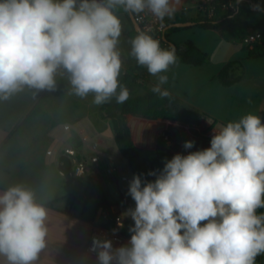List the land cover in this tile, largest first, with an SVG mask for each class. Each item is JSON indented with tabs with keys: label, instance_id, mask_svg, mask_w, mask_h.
Returning <instances> with one entry per match:
<instances>
[{
	"label": "clouds",
	"instance_id": "1",
	"mask_svg": "<svg viewBox=\"0 0 264 264\" xmlns=\"http://www.w3.org/2000/svg\"><path fill=\"white\" fill-rule=\"evenodd\" d=\"M120 10L138 18L148 12L162 26L175 13L171 0H0V102L25 90L33 98L57 91L67 75L69 95L92 94L97 106L113 98L125 103L130 92L119 80ZM130 45L129 55L157 79L151 91L170 98L163 85L170 67L179 64L175 46L162 47L151 30L139 31ZM148 175L155 179L136 174L129 182L127 195L135 207L126 213L134 221L127 244L113 248L110 240L93 239L98 264H256L264 255L260 115L248 113L214 128L210 147L177 153ZM52 199L46 183L0 190L5 264H38L48 247Z\"/></svg>",
	"mask_w": 264,
	"mask_h": 264
},
{
	"label": "crops",
	"instance_id": "2",
	"mask_svg": "<svg viewBox=\"0 0 264 264\" xmlns=\"http://www.w3.org/2000/svg\"><path fill=\"white\" fill-rule=\"evenodd\" d=\"M177 1L171 0L175 13L170 21H175L178 16L188 19L200 17L197 14L192 15L191 6L185 7ZM189 2L195 8L197 0H189ZM117 15L123 25L118 45L123 61L127 58L128 50L131 49L132 25L122 11H118ZM171 41L174 42L172 39ZM130 67L132 66L125 67L123 61L122 76L119 78L123 77L126 69ZM197 68H192L195 70H191L190 74L191 77L196 78L197 85L202 86L207 82L217 81L223 88H231H226L219 82L218 74L215 77L206 78L205 74L198 72ZM152 77L148 83L154 86ZM243 79L244 76L241 82ZM148 83L139 81L131 84L144 87L143 95L139 96H145L152 89L147 86ZM130 85L128 89L132 95L133 87ZM215 88L219 89L218 86ZM68 90L70 85L65 75L63 79H60L57 91H43L37 98H33L31 92L25 90L9 101L0 102V190L17 183L39 189L42 183H46L47 190L53 194L50 203L56 202L53 208L47 206L49 208L48 247L41 254L38 264H98L97 255L87 252L89 238L96 224L97 211L92 213L90 207L85 206L88 195L95 194V187L105 194L113 213L125 220L121 237L114 236L113 224L103 222V225L106 224L105 226L114 234L111 239L113 248H118L120 243L128 242L131 235L129 228L134 225V221L126 213L129 208L135 207V202L127 195L129 185L121 181L117 174L110 176L108 182L100 177L99 172L88 174L87 180L72 193H69L63 182L64 175L58 169L59 160L64 156L66 148L73 149L67 143L72 130L82 140V148L77 153L80 161L88 164L91 162V166L103 164L109 168L117 165L119 157H123L115 143L113 121L104 118L102 111L96 116H92L88 110L85 113L83 99L67 94ZM169 92L175 95L181 104L185 103L174 91ZM263 93L257 98L260 105L259 115L262 118H264ZM186 106L205 113L208 118H204L196 125H184L171 120H149L133 115L128 116L127 124L131 129L142 167H147L156 159L158 146L163 142L162 136L165 132L170 136L171 142L169 144L164 142V145L173 154L187 155L189 152L210 147L214 128L218 130L222 126H218L210 119L208 114H211V111L208 109V104L191 101V104ZM66 118H69L72 123H60ZM65 126H70V129L65 130ZM186 141L195 142L192 149H184L183 144ZM95 144L97 147H94ZM48 151H52L53 154L49 155ZM58 152L61 154L56 157ZM124 175L129 174L124 173ZM112 183L116 186L115 190L111 188ZM107 194H119V196L114 198L108 197ZM38 195H40L39 192ZM0 264H5L2 257H0Z\"/></svg>",
	"mask_w": 264,
	"mask_h": 264
},
{
	"label": "rangeland",
	"instance_id": "3",
	"mask_svg": "<svg viewBox=\"0 0 264 264\" xmlns=\"http://www.w3.org/2000/svg\"><path fill=\"white\" fill-rule=\"evenodd\" d=\"M177 3L184 5L185 7L191 6L192 15H199L198 11L190 4L189 0H178ZM122 11V10H120ZM127 21V19H125ZM122 23V21H121ZM229 24L236 26L243 31V39H227L221 38L220 34L213 31H204L198 28H191L171 36V39L175 44L181 46L185 43L191 42L204 53L209 56V61L206 65L198 67V72L205 74L206 78L210 76L215 77L226 65L232 62H242L244 66V79L239 85H234L229 89L223 88L218 85L217 81L207 82L206 84L199 86L196 84V78L191 77V70H195L191 66L182 65L179 66L176 71L169 70L168 83L163 85L169 91H174L178 97H182V105L186 108L190 105L191 101L198 103L208 104V109L211 111L210 119L218 126L226 125L227 122L239 120L243 115L253 113L259 115L260 105L257 98L264 92V56L259 58H250L249 53L259 55L264 50V15L260 12L251 13L248 11L241 12ZM129 26V25H128ZM123 28V25H122ZM255 33L259 35L260 45L256 44L254 50H250L245 44L244 40L251 34ZM135 35L131 36V39ZM127 58L123 61L125 67L133 66L136 64V60L129 55L128 50ZM185 70H188L185 72ZM190 72V73H189ZM240 73V69L237 67L231 73L230 79L234 78ZM122 76V72L121 75ZM152 83L156 84V77H152ZM132 95H143L145 91L144 87L134 84ZM147 86L152 88V84L148 83ZM218 86L219 89H216ZM264 94V93H263ZM93 96L89 94L88 99L84 101V112L88 110L92 116H96L101 113V105L97 106L92 103ZM190 108V107H189ZM72 123L68 118L62 119L60 123ZM67 143L73 147L76 153H79L82 148V140L79 135L72 130L71 136ZM60 152L56 153V157L60 156ZM76 159H80L77 155ZM80 161V160H79ZM91 162H89L90 165ZM120 167L122 173L131 175L128 161L124 157H119V163L113 167ZM108 166L101 165L99 175L105 182L110 180V176L107 173ZM87 176L81 178H66L63 177V182L69 191H77L81 187V183L87 180ZM94 187V186H93ZM112 189H116L114 183L111 184ZM101 190L97 188L94 191L95 194H89L85 206H89L92 213L96 212L99 206L105 202L102 199ZM108 197L118 198L119 194H107ZM264 212V209H263ZM105 220L103 219L101 224ZM256 264H264V255L259 256Z\"/></svg>",
	"mask_w": 264,
	"mask_h": 264
},
{
	"label": "trees",
	"instance_id": "4",
	"mask_svg": "<svg viewBox=\"0 0 264 264\" xmlns=\"http://www.w3.org/2000/svg\"><path fill=\"white\" fill-rule=\"evenodd\" d=\"M255 5H259V9L256 7L244 5L241 12H260L264 15V4L256 2ZM123 12V11H122ZM124 13V12H123ZM126 17L132 25V35H136L138 32L134 29L130 20L129 14ZM192 21L195 26L190 28L170 27L174 23H182ZM191 28H198L204 31H213L220 34L221 38L227 39H243V31L229 24L228 20H207L202 17L188 19L183 16H178L175 21H169L164 33L163 42L166 44L164 48H167L171 44V36L175 33L188 30ZM130 36V38H131ZM184 50L177 51L179 57V64L170 67L169 70H174L179 65H188L192 67H201L208 63L209 56L196 47L193 43L188 42L181 45ZM178 47H180L178 45ZM264 56V50L259 55L249 53L250 58H259ZM240 69V73L234 78L230 79L231 73L235 68ZM244 76V66L242 62H232L226 65L217 75L219 82L226 88L232 87L241 82ZM150 75L145 67L138 66L137 63L126 69L125 75L119 78L120 83L124 84L127 88L131 83H148L151 79ZM101 111L104 118L111 119L115 127V143L122 154V156L128 161L129 167L133 175L141 174L143 179L152 181L154 176H149L151 171H159L163 169L164 161L170 160L175 154L171 153L164 145V141L158 146L156 159L147 167H142L139 156L136 152L135 144L132 137V132L127 124L128 116L133 115L140 118L149 120H171L177 121L184 125H196L199 124L204 118L208 116L196 109L186 108L181 104V101L171 93L170 98H159L156 94L150 91L145 96L134 97L130 93L129 99L123 104H117L115 98L109 103L102 105ZM102 199L105 202L107 208H110L107 198L103 192ZM56 202L49 203L47 206L53 208ZM263 212V209L258 210ZM258 259V257H257Z\"/></svg>",
	"mask_w": 264,
	"mask_h": 264
},
{
	"label": "built area",
	"instance_id": "5",
	"mask_svg": "<svg viewBox=\"0 0 264 264\" xmlns=\"http://www.w3.org/2000/svg\"><path fill=\"white\" fill-rule=\"evenodd\" d=\"M261 2L264 4V0H239V3H237V0H197L195 4V8L200 14V17L205 18L207 20H228L232 21L234 18H236L242 10V7L244 5L252 6L254 7L256 2ZM141 30L148 31L151 30V34L154 35V38H157L161 41V46L165 47V43L163 42L164 33L167 27L169 19H165L163 22V26L161 24V21L153 17L150 13L145 12L140 15L138 18L135 16ZM244 44L250 48V50H254L255 45H260L259 35L255 33H251L245 40ZM65 130H69L70 126H65ZM162 140L165 142V144H169L171 142L170 136L165 132L162 136ZM94 147H97L95 144ZM49 155H52V151H48ZM64 155H67L71 159V169H70V178H81L84 176H87L91 173H98L100 172V164H96L95 166L89 165L87 162L79 161L75 157L77 156V153L72 148H66L64 150ZM95 173V174H96ZM107 173L109 176L118 175L121 181L127 183L129 185V182L133 178V174L131 175H124L120 169V167H109L107 170ZM63 174V173H62ZM95 191H97V188L95 187ZM104 219L107 223L106 224H113L115 228V235L112 234V232L103 224H101V220ZM125 225V220L123 217L116 215L113 213L111 208H107L105 203L97 209L96 213V224L94 225L88 246H87V252L91 255H97L96 252L92 251V241L94 238H98L101 240H110L114 236L121 237L122 230ZM125 243H120L118 247L126 245Z\"/></svg>",
	"mask_w": 264,
	"mask_h": 264
},
{
	"label": "water",
	"instance_id": "6",
	"mask_svg": "<svg viewBox=\"0 0 264 264\" xmlns=\"http://www.w3.org/2000/svg\"><path fill=\"white\" fill-rule=\"evenodd\" d=\"M130 20L135 28V30L137 32L142 31L135 16L134 15H129ZM195 26V23L192 21H188V22H182V23H174L172 24L170 27H180V28H190ZM170 45L175 46V48L180 51H183L184 48L182 46L178 47L177 44H175L174 42H171ZM59 171L63 173L64 177L66 178H70V169H71V159L69 156L64 155L60 158L59 160V167H58Z\"/></svg>",
	"mask_w": 264,
	"mask_h": 264
}]
</instances>
